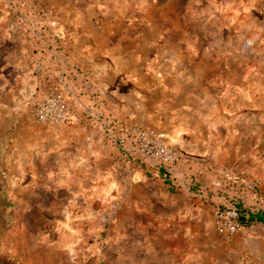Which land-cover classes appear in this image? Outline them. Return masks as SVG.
I'll list each match as a JSON object with an SVG mask.
<instances>
[{"label":"rangeland","instance_id":"374dc122","mask_svg":"<svg viewBox=\"0 0 264 264\" xmlns=\"http://www.w3.org/2000/svg\"><path fill=\"white\" fill-rule=\"evenodd\" d=\"M110 120L264 184V0H0V264H264Z\"/></svg>","mask_w":264,"mask_h":264},{"label":"built area","instance_id":"2783aa9c","mask_svg":"<svg viewBox=\"0 0 264 264\" xmlns=\"http://www.w3.org/2000/svg\"><path fill=\"white\" fill-rule=\"evenodd\" d=\"M63 111L59 109L56 117L61 118ZM105 133L126 157L139 160L157 176L163 175L171 187L209 204L219 230L226 235L250 226L253 219L264 212V189L255 177L236 171H221L214 182L192 191L180 179L181 175H177L180 173L175 168L181 158L164 133L140 125L118 124L116 120L108 122Z\"/></svg>","mask_w":264,"mask_h":264},{"label":"crops","instance_id":"0c3cea01","mask_svg":"<svg viewBox=\"0 0 264 264\" xmlns=\"http://www.w3.org/2000/svg\"><path fill=\"white\" fill-rule=\"evenodd\" d=\"M105 138H106V136H105ZM112 144L117 148L118 155H121L118 146L114 143H112ZM177 166H179L181 168V171H182V172H180L177 170V168H175L176 171H178L180 173L177 175H181L180 179L184 180L185 185L188 188H190V190H192V191H196L199 188H203V187L207 186L208 184L212 183V181L214 182V180L216 179L217 171L215 169L209 170L208 167H203V166L202 167L197 166V167L192 168L190 163L186 164L184 162H181ZM141 168L143 169V167H141ZM220 171H222V170H220ZM157 177L159 179H161L163 182L168 181L167 179L164 178L163 175H161V177H159V176H157ZM164 184H165V182H164ZM165 185H166V187L170 188L169 185H167V184H165ZM261 185L264 188V184H261ZM177 192H178V194H182L185 197L193 200L194 204L206 206L208 209H211V206L209 204L206 205V203L199 201L198 199H196L191 194L186 193L184 190H177ZM252 222L253 223L250 226H246L243 228L251 229L258 234H263L264 233V221L255 217ZM243 228H241V230H243Z\"/></svg>","mask_w":264,"mask_h":264},{"label":"trees","instance_id":"16d2710c","mask_svg":"<svg viewBox=\"0 0 264 264\" xmlns=\"http://www.w3.org/2000/svg\"><path fill=\"white\" fill-rule=\"evenodd\" d=\"M257 218L260 219V220H262V221H264V212L258 214Z\"/></svg>","mask_w":264,"mask_h":264}]
</instances>
